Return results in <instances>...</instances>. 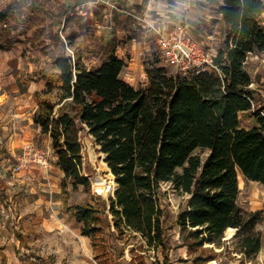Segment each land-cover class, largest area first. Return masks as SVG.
<instances>
[{
  "label": "trees",
  "instance_id": "1",
  "mask_svg": "<svg viewBox=\"0 0 264 264\" xmlns=\"http://www.w3.org/2000/svg\"><path fill=\"white\" fill-rule=\"evenodd\" d=\"M220 1L224 35L204 71L172 75L158 59H147V85L136 88L121 77L126 62L114 53L92 68L82 57L59 58L57 83L44 76L34 121L52 140L65 175L63 193L68 183L74 191L92 187L83 174V132L106 155L116 179L109 203L70 209L95 250L103 224L112 222L120 235L138 233L150 247H161L164 264H171L161 204V186L168 183L188 197L176 222L188 253H200L194 264L215 259L231 229L242 257L251 261L260 253L263 233L257 227L263 213L245 214L238 198L240 175L264 188V110H256L247 70L251 55L264 54V0ZM5 19L0 13V25ZM243 112H252L255 127L241 125Z\"/></svg>",
  "mask_w": 264,
  "mask_h": 264
},
{
  "label": "crops",
  "instance_id": "2",
  "mask_svg": "<svg viewBox=\"0 0 264 264\" xmlns=\"http://www.w3.org/2000/svg\"><path fill=\"white\" fill-rule=\"evenodd\" d=\"M5 1L1 0L2 5L6 3ZM16 1L19 3L18 6H0V13L6 15L5 21L0 25V48H2L0 65L5 63L0 67V72L10 74L11 71L20 70L18 76L13 77L16 84L12 89L20 91L27 86L29 93L32 89L44 91L46 82L39 75L31 77L30 81L20 78L27 72L23 71V66L20 65L24 59H44L54 66L55 60L69 56V50L65 47L67 45L60 36H57L59 29L70 43L69 48L74 49L78 57L94 55L93 53L96 52L97 61H94L95 64H88L89 66L86 64L88 68L99 67L114 53L125 60L126 66L121 77L137 87L139 82H136L133 76L128 79L123 73L131 63L135 64L134 68H138L137 61L144 55V39L151 37L157 43V33L150 26L158 31H169L182 23L184 13L189 12L193 20H200V17L204 19L210 16L208 11L211 7L216 8L218 12L221 5L220 0H215L216 3L213 2L215 4L210 6H207L210 0H198L203 3L199 6H191L188 0ZM108 1L114 5V8L108 4ZM219 16L218 19L223 25L222 36L216 46L210 47L215 55L220 49L225 30L221 15ZM148 42L146 40V43ZM10 61L16 66L9 71L6 66ZM31 70L30 72L33 73ZM17 78H20L21 84ZM24 78L27 77L24 75ZM4 85V82H0V91L3 90ZM30 96L33 97L34 94ZM32 101L35 103L34 99ZM36 110L37 105L28 122H24L25 118L21 113L13 116L0 112V136L6 139L15 134L16 137L21 136L23 142L31 146H35L44 138L45 143L48 144L50 157L48 167L31 164L22 169L30 195L22 201L20 213L6 217L7 219L1 218L4 222L0 223V248L9 259L8 264H22L17 258L18 250L26 251L31 260L33 256L29 254V250L36 249L29 248V245L40 247L48 256H56L58 262L96 264L93 260L94 248L91 239L82 234V223L76 219L73 211L66 209L67 204L63 194L65 175L59 167L50 136L43 134L41 128L35 125ZM6 222H9L10 227ZM15 225L32 240L28 241V246L25 245V240L19 239L20 237L18 238L14 233L13 228L18 229ZM39 253L44 255V252ZM2 262L3 258L0 259V264H3Z\"/></svg>",
  "mask_w": 264,
  "mask_h": 264
},
{
  "label": "rangeland",
  "instance_id": "3",
  "mask_svg": "<svg viewBox=\"0 0 264 264\" xmlns=\"http://www.w3.org/2000/svg\"><path fill=\"white\" fill-rule=\"evenodd\" d=\"M6 3H1L0 6H18V1L6 0ZM191 6H199L203 4L198 0H188ZM216 1L210 0L211 4ZM11 3V5H10ZM22 6V5H19ZM198 9V8H196ZM213 9V11H211ZM209 9L210 16L200 17V20L192 19L189 12L184 13L182 16V23L187 27L190 34L199 41L207 42L209 47L216 46L219 42V38L222 36L223 25L217 9L211 7ZM262 22L264 24V13L262 14ZM57 36L63 39L62 31L59 29L57 31ZM65 37V36H64ZM57 38V37H56ZM150 38V40H149ZM59 39V38H58ZM145 40V48L143 49L144 55L138 59V68H134L135 64L131 63L128 65L123 73L128 79L133 76L139 82V87H145L147 85V76L144 67V61L147 59L156 58L160 61V64L164 66L169 74L181 76H188V73L179 72L177 69L168 67L165 65L162 59L161 51L157 43L151 37H147ZM146 40L149 41L146 43ZM66 41H68L66 39ZM65 42V41H64ZM66 49H68L69 42H65ZM2 50V48H0ZM75 58L77 60L78 54L74 49ZM68 51V50H67ZM70 57L71 53L68 51ZM1 54V52H0ZM94 55H84L82 57L84 64H95L94 61H97L98 55L96 52ZM0 62L1 58H0ZM54 62V61H53ZM5 63H1L0 67ZM23 71H27L26 74H22L20 77L24 81H30L31 77L40 76L45 79V75L54 82L57 83L56 68L55 65L52 66L51 62L44 59H24L22 64ZM143 65V67H140ZM16 64L13 61H10L6 68L10 71L13 67L15 68ZM89 66V65H88ZM32 69V70H31ZM30 70L33 72L31 73ZM247 70L253 79V84L251 85V90L255 92V107L256 110H264V54L262 55H251L247 62ZM18 71V70H17ZM20 73L11 71L10 74H5L3 71L0 72V82H4L3 90L0 91V112L1 114H12L16 116L21 113V116L24 117V122H28L29 118L33 116L35 106L37 105L35 96L39 91L37 89H32V91H27V86L21 88L20 91H13V86H15V79ZM24 75L27 77L24 78ZM14 77V78H13ZM132 77V78H133ZM20 78H17V81L20 83ZM21 84V83H20ZM32 86V84H31ZM46 86V85H45ZM56 92V91H55ZM34 94L33 97L30 96ZM34 99L35 103L32 101ZM36 104V105H35ZM38 109V105H37ZM37 111V110H36ZM264 112V111H263ZM241 125L245 128H252L257 125L255 119L253 118L252 112L247 113L243 112L240 114ZM23 122V123H24ZM28 145L23 142L21 136L16 137L15 134H12L9 138H3L0 136V223L4 221L1 218L7 219L11 215H16L20 213L22 209V201L30 195L28 190V183L24 181V172H22V162L21 157L24 155V152ZM35 149L42 150L43 152L48 153V144L45 143V139L42 138L38 144L33 146ZM82 147H83V174L88 177L91 181L92 187L90 191L85 190L84 187L80 186L78 190L74 191L70 183L67 185V191L63 194L66 199V209L73 208L79 204H95L97 202H106L109 203V198L114 196L117 188L113 190L112 194H101L98 193L95 186V181L97 178H100L104 181L105 184L111 185L112 181H115L111 174V170L105 162V157H102L103 153L99 151L98 146L95 144L93 138L87 134V132L82 133ZM50 160V157H49ZM239 187L240 194L238 198L239 205L242 208V211L247 214L254 211H261L263 213V220L259 223L258 229L263 233V244L260 253L253 260H246L235 247V239L228 238L226 233L224 241H226L225 248L215 249V252L218 253V256L206 263L203 264H264V188L261 184L257 182L248 181L242 175L239 176ZM102 199V201H100ZM188 197L179 194L171 184L165 183L161 186V204L164 210L166 211L165 217V228L167 243L169 246L168 254L170 257L171 264H194V258L198 254H189L188 247L184 245L181 234V227L177 224V216L181 207L187 205ZM102 206L103 204L100 203ZM71 205V206H69ZM106 210V217L108 221L112 220V216L109 213L108 209ZM14 217H12L13 220ZM9 224V222H6ZM16 226V225H15ZM10 227V224H9ZM13 228L16 233V236L26 241V246H28V241H32L24 235L23 231L19 229L18 226ZM102 233L97 239V243L100 247L96 250L94 249L93 260L96 264H114L112 262L115 259L120 262V264H164V254L163 249L159 247L154 249L147 244V241L142 237L141 234L134 232H126L125 235H120L119 232L114 228L112 222L109 226V222L104 223L102 226ZM19 234V235H18ZM1 237V236H0ZM92 242V241H91ZM103 249L101 246H104ZM1 246V245H0ZM29 248L32 247L36 250H29V254L33 256L30 260V256L24 250H18L17 258L19 261H22V264H66L63 262H58L56 256L49 255L42 250L40 247L36 248L35 245H29ZM0 248V259L3 258V264H8L9 259ZM104 251V254H103ZM106 251V252H105ZM39 252H44L42 255ZM48 257V259H46ZM144 260V261H143ZM48 263H46V262ZM108 262V263H107ZM19 263V262H18ZM93 263V262H92Z\"/></svg>",
  "mask_w": 264,
  "mask_h": 264
},
{
  "label": "built area",
  "instance_id": "4",
  "mask_svg": "<svg viewBox=\"0 0 264 264\" xmlns=\"http://www.w3.org/2000/svg\"><path fill=\"white\" fill-rule=\"evenodd\" d=\"M108 4L114 8L110 1H108ZM150 28L157 33V45L166 66L189 74L199 73L212 65L215 57L214 51L204 42L194 38L185 25L179 24L165 32L158 31L151 26ZM63 39L67 43L64 36ZM68 50L73 61H75L74 52L69 47ZM262 114L264 115V112ZM21 162L23 168L31 164H38L42 167H48L50 164L48 154L35 149L33 146L26 148L24 155L21 157Z\"/></svg>",
  "mask_w": 264,
  "mask_h": 264
},
{
  "label": "bare ground",
  "instance_id": "5",
  "mask_svg": "<svg viewBox=\"0 0 264 264\" xmlns=\"http://www.w3.org/2000/svg\"><path fill=\"white\" fill-rule=\"evenodd\" d=\"M102 157H105V155L103 154ZM95 186H96V190L98 191V193H101V194L103 193L112 194L114 188L115 189L117 188V184L114 181H112L111 185H109V184H105L104 181L101 180L100 178L96 179ZM227 235H228V238H233L236 235V231L233 229L228 230Z\"/></svg>",
  "mask_w": 264,
  "mask_h": 264
},
{
  "label": "water",
  "instance_id": "6",
  "mask_svg": "<svg viewBox=\"0 0 264 264\" xmlns=\"http://www.w3.org/2000/svg\"><path fill=\"white\" fill-rule=\"evenodd\" d=\"M105 159H106V155H105ZM111 174H112V172H111ZM113 175V174H112ZM115 178V177H114ZM115 181H116V179H115ZM117 189H118V186H117ZM108 210H109V208H108Z\"/></svg>",
  "mask_w": 264,
  "mask_h": 264
}]
</instances>
